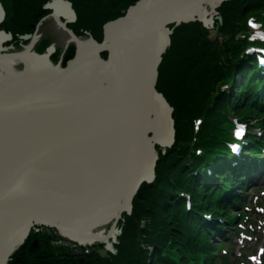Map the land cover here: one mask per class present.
I'll return each instance as SVG.
<instances>
[{
	"label": "bare ground",
	"instance_id": "bare-ground-1",
	"mask_svg": "<svg viewBox=\"0 0 264 264\" xmlns=\"http://www.w3.org/2000/svg\"><path fill=\"white\" fill-rule=\"evenodd\" d=\"M140 1L150 4L161 0ZM70 4H72L73 9L72 0H51L50 3L43 6L44 9L50 11L44 16V18H48L46 21L51 24L48 33H50L52 44L45 48L48 54L42 53L40 56L33 51L35 42L39 38L38 29L43 21H40L39 25L35 24L33 26V29H37L35 34L27 32L20 34L21 36L18 39L21 38L24 44L30 42L23 46L20 51L6 53L0 50V107L2 105L11 107L13 103L21 102L22 97L33 93L35 88L39 89L45 85H50L51 88H46L48 93H55V89L62 92L72 91L84 86L92 78L93 72L98 67V60L102 59L99 58L100 51L93 53L92 50L101 45L102 42H96L90 35H76L68 30L67 24L74 22L70 15ZM0 5H2L1 2ZM218 5L219 1L209 0L203 9L198 12L197 18L202 23L211 26L213 12ZM3 13V17H5L6 11L2 7L0 8L1 18ZM72 17L74 18V16ZM110 28V25H107L104 34H111L112 28L111 30ZM10 33L9 40H14V36ZM27 35V39L22 38ZM168 37L164 33L151 35L149 44L151 48H156L162 54L163 49H167L170 42L171 38L168 39ZM5 38L4 33L0 32V49ZM66 48L67 50L68 48L74 49V58L69 60L65 66H53L49 60V52L53 53L56 49L63 51ZM106 54L109 55V52H106ZM77 56L84 59L85 63L69 71L72 64L69 62ZM107 66L108 74L105 79L108 83L113 78L112 74L114 72L111 63ZM63 74H67L68 77L65 82L60 83L56 80V77ZM158 74L159 72L157 73V79ZM155 92L157 102L160 105L159 113L157 112L155 115L151 111V116L144 115L140 106H136L133 113V118H137L139 123H142L145 118L148 119V127H152L150 133L153 135L155 132L154 136L149 135L151 139L148 140L151 141L149 148H146L144 155H142L145 158L144 166L142 165V169L139 167V170H142L139 179L145 182H148L147 180L151 179L153 175L155 177L156 146L167 148L171 142H175L173 141L175 135L172 124V106L162 93L157 89ZM254 95L255 92L252 91L250 98ZM22 106V104H19L18 108L12 109L2 118L14 117L19 122L20 111L23 110ZM143 115L144 117H142ZM128 117L130 116L128 115ZM118 130L114 129L111 132L101 133V135L90 138V140L79 141V143L73 145L57 141L50 149L40 150L37 148L36 161L38 164L29 176L26 185L22 187V195L1 196L0 192V264H8L10 257L17 252L16 250L23 239L27 237L33 228L39 226L49 229L50 227L57 228L63 235L75 237L81 243L98 241L96 244H102L112 239L121 216L130 209L132 199L135 196V191H132V194L128 197V194L126 195L125 191H128L127 188L130 185L129 179H125L127 175L114 182V184L109 182L112 177L114 179L118 174L116 171L117 165L121 162L128 143L127 137L122 136ZM61 132L62 129L58 127H48L44 130L36 125L28 127L15 126L2 130L0 132V150L7 148L11 154L7 155L6 158V154L0 153V188L4 185H9L12 189L15 188L17 181L7 179L3 182V179L4 176L6 178L9 176L8 170L14 166L10 161L13 159L14 162L17 149L24 139H35L42 135H44L43 138L57 137ZM240 140L243 141V139ZM216 141L218 142V138ZM242 153L248 154L247 151ZM3 158H6V160ZM261 159L264 162V156H261ZM238 160L236 159V161ZM249 162L251 163V161ZM234 163V160L228 162L230 170L234 167ZM258 165L262 164L258 163ZM141 185L142 183L136 191ZM100 187H104V192L101 195L94 193ZM50 191L61 192L62 194L59 196H45L38 193H48ZM132 195L134 196L131 198ZM21 196H24V202ZM32 197L55 198L37 200ZM38 210L47 211V213L41 216L38 215L41 219L39 221H28L26 223V216L31 211ZM39 212L42 214L41 211ZM263 245L264 242H262L259 250L262 251ZM52 246L60 247V243L52 244ZM249 258H251L250 255Z\"/></svg>",
	"mask_w": 264,
	"mask_h": 264
},
{
	"label": "rangeland",
	"instance_id": "rangeland-1",
	"mask_svg": "<svg viewBox=\"0 0 264 264\" xmlns=\"http://www.w3.org/2000/svg\"><path fill=\"white\" fill-rule=\"evenodd\" d=\"M83 3L84 1L81 0ZM115 0H110L109 2L107 0H95L92 3L91 8L85 7V11L93 10L97 7L105 9L106 11L117 9L119 12L122 10H127L125 8H119L116 7L117 5ZM215 1V0H214ZM219 1V5L216 7L215 11L213 12V17L211 20V26L207 23L208 26H206L207 30V35L206 38L210 40V42L213 44L211 46H218L221 47L225 45V41L228 40V34L234 36L236 38L237 43L234 45H238L235 49L240 51V56H233V53L230 52H225V49L223 48L222 52H218L216 55L219 57V61L221 62L222 66H218V68H213L211 65L204 71L200 73L199 78L203 81L206 80L205 85L203 86V89L207 92L208 89H210V83H214L216 80L215 78L219 77V75H222L224 81L219 84L218 89L219 92L217 93V96L220 99H215L214 101V113L211 114V123L208 122V118L199 112V107L197 105H187V101L184 102L183 98L181 102H179L178 98H173L171 97L173 92L176 90L179 93L183 92V96L186 91L189 90V84L191 82V73H193L195 70H192L190 67L189 62V67H187V71L183 72L181 81L179 71H183V68L181 66L178 69L173 68V64L170 63L168 66V71L165 74L163 80H162V89L163 92L162 94L166 95L168 99H170V102H172V110L176 113V119L183 120L182 118L184 117L185 120V113L188 118V115L191 114V123L190 122H185L186 125H189V133L193 134L192 139H195L197 133L200 131V140L196 144L193 145L192 143V148L190 151V154L195 156V157H202L205 161H218L222 162L223 159L227 158L232 150L231 147L233 144H241L243 145V151H247L249 154H245L241 157H232L229 156L225 161L229 162L231 160H234V169L230 170V174H234V171L238 169H242L245 167H248L249 164H251V167L253 164H256V169L257 172L255 174H252L253 176H246L241 178L238 181V183H243L242 186L240 185L239 188H237L234 185V189H230L227 192L231 191V196L227 198L228 193L222 196L221 192L224 191L225 189H228L229 187L223 185H219L217 183H212L210 185V188H202L203 183L205 180H207L208 177H205L201 169L198 167V164L196 163H191L189 167L193 168H199L200 170L194 171L191 175H193L196 180H194L191 184V186L188 188L190 191H193L195 193L197 192H205V203L209 207L213 205H218L221 208V216L220 220H223L224 222H231L232 219L235 217L234 221L230 225V231L226 229L228 233V240L225 241V239H216L217 237H214L213 241L208 240V243L210 245V249L215 252V257H213V264H264V256H262V253L259 254L258 250L262 246V242H264V201L262 200V197L260 196V193L257 191L255 192L257 186H260V184H256L254 187L251 185L256 178H258L259 174L264 173V162L263 159H261L262 154L257 153L259 149V142L257 141L256 138L261 140L264 138V63L259 64V59L264 58V51H257L255 54L256 57H253V55H249L247 53V50L250 49V47L254 48H261L262 45L264 46V39H263V34H264V20L260 19L258 20L255 16L250 15L249 9L251 8L252 1L251 0H243L242 2V9H244L249 3L250 6H248V13L247 16L242 15L243 20L237 21L238 17L235 15H232L230 12V9L232 6L227 9V11L222 10V5L226 2V0H217ZM264 0H254L255 6L259 5V3H262ZM2 7L6 11V15L3 18V20L0 23V32L4 33L6 36L5 41L2 42V47H1V52H14V51H20V49L27 45L30 42L27 43H22L20 44L18 41H13L9 40V33L12 31H16V29H12L17 23L16 16H17V5L19 0H0ZM51 0H47L45 4L50 3ZM73 2V1H72ZM134 2V0H133ZM133 6L131 4L129 7ZM128 7V8H129ZM235 7V6H234ZM250 7V8H249ZM74 8V7H73ZM74 11H75V20L72 23L67 24L66 26L69 28L70 32L72 34L80 35L77 34L75 30L72 29V25H74L75 22H79L80 19L78 18V13L81 11L80 8L77 6ZM236 8V7H235ZM241 9V10H242ZM246 9V8H245ZM246 9V10H247ZM232 11V10H231ZM258 12H261L262 15L264 16V7H259ZM226 14L224 19L222 17V14ZM249 15V16H248ZM44 15H41V17L38 19L35 24L39 25L40 21L43 23L40 25L38 29L39 33V38L35 42V46L33 47L34 53L38 55H42V53L48 54L46 51V47L51 45V37L49 30V26L51 25L48 21H46L48 18H44ZM239 16V15H238ZM122 17V15L118 16ZM117 19H114L117 20ZM205 26L198 18L195 20ZM113 22L112 20H108L105 24H103L102 32L104 36L105 26L109 23ZM188 22H183L182 24H186ZM223 24V26H222ZM227 24L230 25V29L227 32L226 30L222 31V28L226 26ZM10 25V26H9ZM30 25H32V22H30ZM179 26V25H176ZM170 27L169 31L171 32V35L173 33L174 27ZM222 26V28H221ZM205 28V27H204ZM237 28V31H235ZM31 30V29H30ZM37 32V29L34 28L31 31H27V33H32L35 34ZM235 32V33H234ZM89 33V31H85L84 35ZM13 36L15 35L14 33H10ZM235 34V35H234ZM87 35V34H86ZM102 36V38H103ZM92 38V37H91ZM101 38V39H102ZM96 42H103L101 40L98 41V39H93ZM171 43V39L170 42ZM222 44V45H221ZM54 46V45H52ZM55 47V46H54ZM264 50V48H262ZM66 50V51H65ZM76 50V47H75ZM65 52V53H64ZM74 52V53H73ZM72 52L71 48H67L62 50L56 49L55 52H53V56L51 55L50 63L53 66H61V65H66L69 60L74 58L75 51ZM249 52V50H248ZM191 55H196L200 54L201 50H199L197 44L193 46L189 52ZM230 55L233 57L230 58ZM247 56L248 59L246 61L248 62H242V57ZM252 56V58H251ZM100 57L102 60L107 61L108 60V54L105 52H102L100 54ZM218 61V62H219ZM214 62V61H212ZM56 63V64H55ZM231 63L229 67L227 65ZM243 64V69L238 70L237 68L238 65ZM188 66V65H187ZM62 67V66H61ZM250 68V70L247 72V70ZM245 74V75H244ZM256 75L262 78L261 80H258L256 78ZM209 76V79H207ZM211 80V81H210ZM180 81V82H179ZM179 82V83H178ZM231 84V86H230ZM233 85H235L236 91L232 92V89H230ZM230 90V91H229ZM229 91V92H228ZM255 92V95L250 98L249 96L246 97L247 93L249 92ZM240 92L237 100L234 99V95L236 93ZM205 92H201V98H200V103L202 104L204 102L203 96ZM226 94V100L227 103L224 105V98L222 99V95ZM263 109V113L258 114L255 109ZM247 110V111H246ZM184 112V113H183ZM248 112V113H247ZM175 121V119H173ZM245 124L247 128H249V131H247L245 136H243V141L241 143H236L237 140H239L240 135L237 133H240L238 131L239 126L242 124ZM210 124V125H209ZM211 126L212 129L210 128ZM214 131L212 134L208 135L207 131ZM233 132V133H232ZM219 133V134H218ZM174 135H175V129H174ZM218 138V142H216V139ZM176 139V135H175ZM191 139V140H192ZM244 141L245 145H244ZM172 143V144H171ZM167 148H164L160 146V152L162 154L171 152V153H177L175 152L176 146L174 145L173 142H171ZM185 141H183V144ZM203 145H205L207 148H205ZM260 150V149H259ZM159 154V152H158ZM157 154V158L158 157ZM219 155L215 157L214 155ZM239 159L236 161V159ZM251 161V163L249 162ZM261 163L262 165L258 167V163ZM227 165V164H226ZM223 173L219 172L217 179L220 180L222 178ZM155 181V177L151 179L149 183H153ZM250 182V183H249ZM187 183L188 179H187ZM144 184V183H143ZM264 185V184H262ZM187 186L186 183H182L179 186L178 192L179 194L181 193V196H185V204L190 202V208L192 205V200H190L189 194L187 193V189L185 187ZM137 192V191H136ZM135 197V196H134ZM133 197V199H134ZM241 199V201L238 203L236 202V199ZM132 199V202H133ZM132 204V203H131ZM148 204V202H147ZM203 204V205H204ZM251 209L250 212L245 213L244 207H247ZM256 206V207H254ZM133 207V206H132ZM132 207L128 210L130 211ZM125 214L121 216L122 217ZM209 212H207V215L205 214V217L208 219ZM120 221V220H119ZM171 223L174 222V219L170 221ZM117 230L112 239L109 240V242H105L102 244H96L98 241H94V243H90L89 241L81 243L80 241L76 240L75 237H70V236H65L62 233H60V230L57 228L50 227L45 228V227H36L33 228L31 231L30 235L28 236L27 240L23 246L20 248L22 249L26 243H28L27 249H29L34 241V239H38L41 237L42 239L45 240L46 244L51 245L53 243L52 241L54 240V243L56 241L66 242V243H71L73 244L74 242L79 244L80 246H90L86 247L85 249H106L108 247H112L114 250H117L116 244L119 240V234L121 232L119 222L117 224ZM127 226V225H126ZM116 229V228H115ZM114 231V232H115ZM255 231V232H254ZM233 233L237 235L236 238L233 239L234 235H231L229 233ZM56 238V239H55ZM211 238V237H209ZM232 238V239H231ZM33 239V240H32ZM35 239V241H36ZM231 239V240H230ZM244 242H243V241ZM71 241V242H70ZM241 243V244H239ZM95 244V245H94ZM101 245V246H100ZM242 245V246H241ZM241 248L239 249V247ZM264 246V245H263ZM19 249V250H20ZM18 250V252H19ZM41 250L44 251H50L47 249V246L45 248H41ZM57 250H65L63 247L59 248ZM264 247H262V251L264 252ZM219 251H222V253H219ZM90 252V251H89ZM264 254V253H263ZM192 255V259L195 260L196 264H198V256L197 255ZM249 255H251V258H249ZM257 257V258H256ZM211 260V259H210ZM261 261V262H260ZM260 262V263H259ZM202 263V262H201Z\"/></svg>",
	"mask_w": 264,
	"mask_h": 264
},
{
	"label": "trees",
	"instance_id": "trees-1",
	"mask_svg": "<svg viewBox=\"0 0 264 264\" xmlns=\"http://www.w3.org/2000/svg\"><path fill=\"white\" fill-rule=\"evenodd\" d=\"M46 1L47 0H19L17 5L18 13L15 17L17 23L12 29H16V32H20L21 34L30 31V22L35 25V22L38 21L41 15H44V13L46 15L50 12L43 7ZM83 1L84 3L81 0H73L74 8L78 10V8H76L78 6L81 11L78 13L80 21L75 22L74 25H72V29L80 35H83L85 31H89L94 39L101 41L103 40L101 39L103 36V29H101L103 24L108 20L117 19L122 13L121 11L119 12L118 8L106 12L105 9L99 7L85 11V7L91 8L95 0ZM107 1L109 2L110 0ZM251 1L252 5L251 8L249 7V11L254 13H250V15L255 16L258 20H264L262 13L257 11L259 7H264V1L256 6L254 0ZM114 2L117 4L115 5L116 7L128 9L135 0L134 2L133 0H115ZM242 2L244 1L226 0L222 5V10L227 11V9L233 5L230 12L232 15H235V17H238L237 21H241L247 16L246 13L249 12L247 8L250 6L249 3L245 7L247 10L245 8L242 9ZM225 15V13L222 14L224 19H226L224 17ZM242 15L245 16L243 17ZM230 28V25L227 24L222 28V31L226 30L228 32ZM207 30V28H204V26L197 21L174 27L173 33L170 35V46L163 54L162 62L158 67L159 74L156 89L160 93H164L161 85L170 63L173 64V68L175 69H178L180 66V69L183 68V71H179V80L181 81L182 74L187 71V67H189V62L191 61L190 67L195 71L191 73V82L188 85L190 91L185 90L183 96V92L179 93L175 90L171 97L178 98L179 102H181L183 98L184 102L187 101V105H197L199 107V112L204 114L208 118L207 121L211 123V114L214 113V101L215 99H220L217 96L219 92L218 86L225 78L219 75V77L215 78L216 81L214 83H210V89L206 92L203 89L206 80L202 83V80L199 78L200 73L210 67L209 65L213 68L222 66L219 57L216 55L218 52H222L223 48L225 52H234L233 56H240V51L242 49H235L238 47V45H234L237 43V40L230 34H228V40L225 41V45H223L222 48L215 45L211 46L213 44L206 38V36H208ZM235 31H237V28ZM14 40L18 41L19 39L14 35ZM195 44H197L201 53L191 55L189 52ZM71 49L73 52L74 49ZM233 56L230 55V58ZM247 59L248 57L246 55L243 56L242 62H248L246 61ZM230 65L231 63H229L227 67ZM238 67L237 69L239 70L243 69V64L238 65ZM248 70H250V68ZM256 78L262 81V78L257 75ZM207 79H209V76ZM230 89H232V92L236 91L235 85ZM202 91H204L205 94L202 95L204 102L201 104L199 100ZM239 94L240 92L236 93L233 96L234 99L237 100ZM251 94L252 92H249L245 96L251 97ZM164 97H166L169 103L170 99H168L166 95H164ZM221 98H224L225 105L228 101L226 100V94H223ZM169 104L173 105L172 102ZM255 110L258 114L263 113V109L256 108ZM173 113L176 135L174 145L176 146L175 152L177 153L167 152L162 154L159 151L160 147L156 146L159 152V158L155 166V181L153 183L146 182L141 185L133 199L131 213H126L122 217V220L120 219V238L116 244V253L111 254V264H196L191 254L198 256V264H213V257H215L216 251L208 250L210 249L208 240L213 241L214 237H217L216 239L219 240L225 239V241L228 239L226 229L230 231V225L235 217L231 222L220 220V206L216 204L209 207L207 204H204L205 192L195 193L190 191L188 188L191 186L192 182L196 180L191 174L201 169L200 171L203 172L205 177H208L207 180L204 181L206 183H203L202 188H210L212 183H217L221 186L225 185L229 188L222 191L221 194L224 197V195L228 193L227 198H229L232 194L231 191H227L234 189V185L237 188H239L240 185L242 186L243 183H238V181L245 177V174H249L252 171V169L249 170L251 164H249V168L245 167L238 169L234 171L232 175L229 173L230 168L228 162L225 161L228 157L223 159L222 162L218 161L217 163V161H209L210 159L205 161L202 157L199 158L191 155L192 143L194 145L199 142L200 131L195 134V139H192L191 137L193 134L189 133V125L185 124L186 121L191 123L190 120L192 115L189 114L187 118L185 113V120L183 117V120L179 122V120L175 118L176 113L174 111ZM212 127L213 126L210 128L212 129ZM213 132L214 131L211 130L207 131L208 135ZM256 139L259 142V149L264 147V138L261 140L258 138ZM183 141H185L184 144ZM203 146L207 148L205 145ZM259 149L257 153L262 154ZM214 156L217 157L219 155L215 154ZM229 156H232V154ZM232 157H234V155ZM191 163L198 164L200 169L193 168L192 170V167H189ZM217 165L220 166L218 167ZM231 169H234V167ZM219 172L223 173L220 180L216 177ZM187 179L189 183H187ZM183 182L187 184L185 189H187L186 191L189 194L190 200H192L191 208H187L184 200L185 196H181V193L179 194L178 192V190L182 189H179V186ZM238 201L240 202L241 199L239 200L237 198L236 202L238 203ZM207 212H209L208 219L205 217ZM173 219L174 222L171 223L170 221ZM229 234L234 235L233 238L237 236L236 233L233 234L231 232ZM56 248L60 247L50 246L49 244L47 246V249L50 251ZM219 253H222V251H219ZM51 264L60 263L52 261Z\"/></svg>",
	"mask_w": 264,
	"mask_h": 264
},
{
	"label": "water",
	"instance_id": "water-1",
	"mask_svg": "<svg viewBox=\"0 0 264 264\" xmlns=\"http://www.w3.org/2000/svg\"><path fill=\"white\" fill-rule=\"evenodd\" d=\"M208 1L161 0L150 4L140 0L135 2L127 11H122V17L107 24L112 28V33L107 35L105 33L104 41L92 52H109L108 60L103 61L99 56L101 60H98V67L93 72L92 78L84 86L72 91L62 92L55 89V93H48L46 88H51V86L45 85L39 89L35 88L33 93L23 96L21 102L13 103L11 107L2 105L0 107V132L15 126L35 125L44 130L48 127H58L62 129V132L57 137L43 138L44 135H42L35 139L27 138L21 142L14 162L13 159L10 161L14 166L8 170L9 176L7 178L4 176L3 179V182L7 179L17 181L15 188L12 189L11 186L4 185L0 188L1 196L22 195V187L26 185L29 176L38 164L36 161L37 148L40 150L50 149L57 141L73 145L79 141L90 140V138L99 136L101 133L111 132L114 129H119L118 132L127 137L128 143L125 147L124 156L117 165L118 174L114 179L112 177L109 182L114 184L127 175L125 179H129L130 185L127 188L128 191H125L126 195L128 194L127 197L130 196L132 191H135L134 195H136L137 187L145 182L139 179V174L142 172L139 167L142 169V165L144 166L145 158L142 155H144L146 148H149L151 141L148 140H151L149 135H152L150 133L152 127H148V119L146 118L142 123H139L137 118H133V113L136 106L141 107V112L144 115L151 116V111L153 114L159 113L160 105L157 102L155 92L157 68L162 61L161 56L166 50L164 48L161 54L156 48H151L149 39L151 35L158 33H164L168 37L171 34L169 26L197 20L196 15ZM0 8H2L1 5ZM69 8L71 19H74L75 11L72 9V4ZM3 16L4 13L2 18L0 16L1 20ZM22 38L27 39L28 35ZM69 63H72L69 69L71 71L82 66L85 62L84 59L77 56ZM110 63L114 73L112 74L113 78L107 83L105 78L108 74L107 65ZM67 77V74L58 75L56 80L60 83L65 82ZM19 104L23 105L19 122L14 117L2 118L12 109L18 108ZM154 135L155 132L152 136ZM0 153L6 154V158L7 155L11 154L7 148L1 149ZM6 158L3 159L6 160ZM153 178L154 175L151 179ZM151 179L147 181L150 182ZM104 190V187H100L94 193L101 195ZM38 193L45 196L62 194L55 191ZM21 197L24 202V196ZM32 198L51 200L55 197ZM45 213L47 211H31L26 216L25 222L39 221L41 220L39 217ZM110 250L115 252L113 248ZM99 252L101 255L105 254L104 250Z\"/></svg>",
	"mask_w": 264,
	"mask_h": 264
},
{
	"label": "flooded vegetation",
	"instance_id": "flooded-vegetation-1",
	"mask_svg": "<svg viewBox=\"0 0 264 264\" xmlns=\"http://www.w3.org/2000/svg\"><path fill=\"white\" fill-rule=\"evenodd\" d=\"M12 32L15 34V37L21 36L20 32H16V31H12ZM13 41H17V40H12V42ZM18 42L22 44L24 41L22 42L20 38ZM36 240L37 242L35 243V245L33 246L31 245L29 249H27L29 242L26 243L22 249L20 248L23 245L20 248H18V250L20 249L19 252L15 253L11 257L8 263L9 264H51L52 261H57L60 264H111L112 258L110 252H108L104 256H101L96 251L97 250L96 248L90 249V252H85L86 249H79V248H73L72 250L68 248H64L65 250L62 251L61 250L44 251L41 250V248H45L46 246H48V244H46L45 240L42 239L41 237H39ZM62 245L64 244L60 243V246Z\"/></svg>",
	"mask_w": 264,
	"mask_h": 264
},
{
	"label": "snow or ice",
	"instance_id": "snow-or-ice-1",
	"mask_svg": "<svg viewBox=\"0 0 264 264\" xmlns=\"http://www.w3.org/2000/svg\"><path fill=\"white\" fill-rule=\"evenodd\" d=\"M238 135H240L241 133H237Z\"/></svg>",
	"mask_w": 264,
	"mask_h": 264
}]
</instances>
